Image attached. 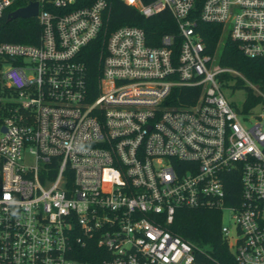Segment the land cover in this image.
Segmentation results:
<instances>
[{"label": "built area", "instance_id": "1", "mask_svg": "<svg viewBox=\"0 0 264 264\" xmlns=\"http://www.w3.org/2000/svg\"><path fill=\"white\" fill-rule=\"evenodd\" d=\"M120 1L169 11L179 43L110 28L112 0H0V26L37 2L41 31L0 40V264H205L210 248L171 229L180 208L219 209L237 262L264 264V93L220 62L227 37L264 59V0ZM201 22L222 26L213 51ZM224 73L262 100L235 109Z\"/></svg>", "mask_w": 264, "mask_h": 264}, {"label": "trees", "instance_id": "2", "mask_svg": "<svg viewBox=\"0 0 264 264\" xmlns=\"http://www.w3.org/2000/svg\"><path fill=\"white\" fill-rule=\"evenodd\" d=\"M149 1V0H146ZM110 28L123 24H134L142 27L146 34L148 42L157 45L163 34L169 33L177 35V23L175 18L165 10L158 15L147 18L139 14V12L120 0H112ZM0 40L13 42H30L36 43L40 28L35 19L19 18L15 20L4 19L1 24ZM199 30L202 32L207 43L209 51H213L217 42L222 38V26L217 23L199 24ZM176 42L179 43L177 35ZM224 45L220 50V62L224 66H230L257 85L264 93V59L259 57H248L239 47V44L227 37L224 39ZM96 53L92 52L86 60L90 66L93 76L98 72L96 62ZM237 78L232 74H225L222 79ZM242 78V77H241ZM236 79V85L245 87L248 97L244 103L246 108H251L262 100V97L256 94L253 88L245 84L244 79ZM244 82V83H243ZM9 94L13 93L7 90ZM6 113L5 104L0 100V122ZM227 197L226 202L234 204L239 201L240 175L233 173L231 178L226 182ZM222 213L219 209L214 208H180L176 212V218L171 225V229L183 238L197 243L198 245L210 248V257H205V264H239L231 253L227 242L221 233Z\"/></svg>", "mask_w": 264, "mask_h": 264}, {"label": "rangeland", "instance_id": "3", "mask_svg": "<svg viewBox=\"0 0 264 264\" xmlns=\"http://www.w3.org/2000/svg\"><path fill=\"white\" fill-rule=\"evenodd\" d=\"M238 78H241V76H237V78H232V79H225V77H224L222 90H223L225 97L230 102V104L235 109L240 110L241 107H243V105H244V103L248 97V93H247V90L245 87H241V86L235 84L236 83L235 80ZM245 84H248L247 81H245ZM255 86H257V85H255ZM253 111H254V113H258V112L262 111V109L260 107H257ZM251 121L253 122L254 120H251ZM223 222L226 224L229 223L227 214H224Z\"/></svg>", "mask_w": 264, "mask_h": 264}, {"label": "water", "instance_id": "4", "mask_svg": "<svg viewBox=\"0 0 264 264\" xmlns=\"http://www.w3.org/2000/svg\"><path fill=\"white\" fill-rule=\"evenodd\" d=\"M38 11V3L32 2L28 6L21 7L13 11L11 14L8 15V20H13L16 18H28L33 15H36Z\"/></svg>", "mask_w": 264, "mask_h": 264}]
</instances>
